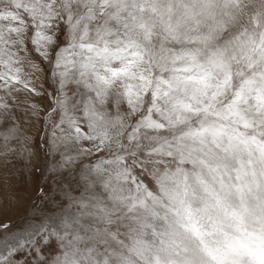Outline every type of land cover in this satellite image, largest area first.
Instances as JSON below:
<instances>
[{
    "label": "snow or ice",
    "instance_id": "obj_1",
    "mask_svg": "<svg viewBox=\"0 0 264 264\" xmlns=\"http://www.w3.org/2000/svg\"><path fill=\"white\" fill-rule=\"evenodd\" d=\"M26 200L0 264H264V0H0Z\"/></svg>",
    "mask_w": 264,
    "mask_h": 264
},
{
    "label": "rangeland",
    "instance_id": "obj_2",
    "mask_svg": "<svg viewBox=\"0 0 264 264\" xmlns=\"http://www.w3.org/2000/svg\"><path fill=\"white\" fill-rule=\"evenodd\" d=\"M43 67V65H42ZM47 83H45V87H47ZM43 165V160L40 161V164L37 165V168L41 167ZM19 183H17V178H13L12 183L16 184V191L18 193L23 194L26 190V186L25 184L22 182L24 177H19ZM32 179L33 181L39 179V173L37 171V169H33L32 170ZM34 184H33V190L31 192V195H34ZM27 204L28 201H25L24 207L19 208V209H11L5 213H0V223H4V222H11L14 225L19 226L21 223L20 218L24 215V213L27 211ZM0 237H3V233L0 232Z\"/></svg>",
    "mask_w": 264,
    "mask_h": 264
}]
</instances>
